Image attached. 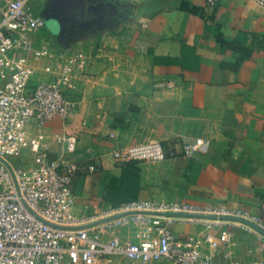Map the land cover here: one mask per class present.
<instances>
[{
	"label": "crops",
	"instance_id": "crops-1",
	"mask_svg": "<svg viewBox=\"0 0 264 264\" xmlns=\"http://www.w3.org/2000/svg\"><path fill=\"white\" fill-rule=\"evenodd\" d=\"M103 24L79 32L66 51L82 56L70 77L67 96L76 102L70 117H54L41 134L51 155L59 145L54 134L77 132L73 160L94 163L98 170L76 176V209L100 213L123 198H162L221 204L264 214V5L253 0H121ZM236 41L253 51L235 69L237 53L224 45ZM54 39L40 32L34 45ZM46 61L33 66L29 82L46 76ZM225 65V66H224ZM202 138L192 155L124 165L112 151L157 140L191 142ZM27 152V151H25ZM171 228L181 237L214 235L226 229L230 244L215 251L213 264L230 259L260 264L264 240L255 230L227 220L206 228L195 221ZM133 227H118L122 240ZM136 264H176L164 258Z\"/></svg>",
	"mask_w": 264,
	"mask_h": 264
},
{
	"label": "built area",
	"instance_id": "built-area-1",
	"mask_svg": "<svg viewBox=\"0 0 264 264\" xmlns=\"http://www.w3.org/2000/svg\"><path fill=\"white\" fill-rule=\"evenodd\" d=\"M138 1V0H128ZM220 0H205L215 7ZM264 5V0H253ZM44 0H0V264H136L171 259L176 264H213L215 251L224 244L230 255L229 232L179 236L171 225L195 221L206 228L231 220L257 231L264 240V214L221 204H199L162 198L136 199L100 213L76 209L73 179L97 171V165L73 160L77 132L54 134L59 145L51 155L41 134L54 117L66 121L76 102L68 98L71 75L81 66V54L54 50L50 43L34 45L45 27L38 4ZM46 61V76L35 86L29 82L33 66ZM203 140L161 142L149 140L112 151L124 162L161 161L177 154L192 156ZM27 151L23 163H13ZM196 214L211 217L193 216ZM230 216L247 220L261 231ZM118 227H133V237L122 240ZM263 258L260 264H264ZM229 264H247L230 259Z\"/></svg>",
	"mask_w": 264,
	"mask_h": 264
},
{
	"label": "water",
	"instance_id": "water-1",
	"mask_svg": "<svg viewBox=\"0 0 264 264\" xmlns=\"http://www.w3.org/2000/svg\"><path fill=\"white\" fill-rule=\"evenodd\" d=\"M121 2V0H44L39 14L45 23H51L53 26L51 34L55 42L61 48L67 49L76 34L99 28L104 20L111 16L112 10L122 4ZM96 3H104L106 9L99 10V7L95 6ZM0 160L11 169L4 158L0 157ZM193 216L211 217L204 214ZM220 218L241 220L230 216H221ZM241 221L261 231L255 224L247 220Z\"/></svg>",
	"mask_w": 264,
	"mask_h": 264
},
{
	"label": "trees",
	"instance_id": "trees-1",
	"mask_svg": "<svg viewBox=\"0 0 264 264\" xmlns=\"http://www.w3.org/2000/svg\"><path fill=\"white\" fill-rule=\"evenodd\" d=\"M252 38H253V42H255V44H256L255 48H264V37H261L260 40H258V36L253 34ZM226 47L232 49L234 52L237 53L236 61L233 64H227V66L229 68H233V69H235L236 67L241 65L247 58H249L252 51H253L252 48L243 46L242 44H240L239 42H236V41L226 42L224 45V48H226ZM135 162L136 161H134V160H127V161H124L122 163L124 165H132ZM133 200H136V198H128V199L123 198V200H121L120 202L112 203L111 206L112 207L119 206L122 203L130 202Z\"/></svg>",
	"mask_w": 264,
	"mask_h": 264
},
{
	"label": "rangeland",
	"instance_id": "rangeland-1",
	"mask_svg": "<svg viewBox=\"0 0 264 264\" xmlns=\"http://www.w3.org/2000/svg\"><path fill=\"white\" fill-rule=\"evenodd\" d=\"M42 6H43V2L38 4V6H37L38 10H40L42 8ZM52 28H53V26L51 25V23H45V27L42 28L41 30H39V32L44 37H48L50 39L51 38L54 39L52 34H51ZM26 157H27V152L22 151V152H20L18 158H14L13 159V163H20V162L23 163L25 161Z\"/></svg>",
	"mask_w": 264,
	"mask_h": 264
},
{
	"label": "flooded vegetation",
	"instance_id": "flooded-vegetation-1",
	"mask_svg": "<svg viewBox=\"0 0 264 264\" xmlns=\"http://www.w3.org/2000/svg\"><path fill=\"white\" fill-rule=\"evenodd\" d=\"M95 6H98L99 7V10H105L106 9V5L104 3H96Z\"/></svg>",
	"mask_w": 264,
	"mask_h": 264
}]
</instances>
